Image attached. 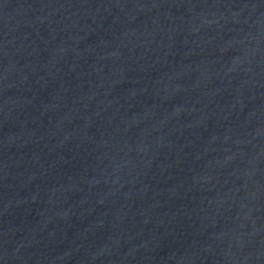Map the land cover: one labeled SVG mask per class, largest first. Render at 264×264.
<instances>
[{
	"label": "water",
	"instance_id": "water-1",
	"mask_svg": "<svg viewBox=\"0 0 264 264\" xmlns=\"http://www.w3.org/2000/svg\"><path fill=\"white\" fill-rule=\"evenodd\" d=\"M0 264H264V0H0Z\"/></svg>",
	"mask_w": 264,
	"mask_h": 264
}]
</instances>
